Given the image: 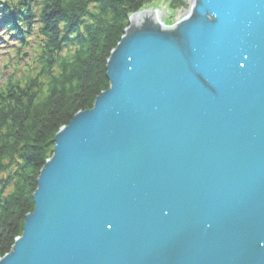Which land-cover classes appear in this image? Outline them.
<instances>
[{
    "label": "water",
    "instance_id": "1",
    "mask_svg": "<svg viewBox=\"0 0 264 264\" xmlns=\"http://www.w3.org/2000/svg\"><path fill=\"white\" fill-rule=\"evenodd\" d=\"M152 7L0 264H264V0H191L170 26Z\"/></svg>",
    "mask_w": 264,
    "mask_h": 264
},
{
    "label": "trees",
    "instance_id": "2",
    "mask_svg": "<svg viewBox=\"0 0 264 264\" xmlns=\"http://www.w3.org/2000/svg\"><path fill=\"white\" fill-rule=\"evenodd\" d=\"M161 3L168 25L188 8L187 0H0V58L10 67L0 79V259L34 210L56 134L108 89L107 61L130 16Z\"/></svg>",
    "mask_w": 264,
    "mask_h": 264
},
{
    "label": "rangeland",
    "instance_id": "3",
    "mask_svg": "<svg viewBox=\"0 0 264 264\" xmlns=\"http://www.w3.org/2000/svg\"><path fill=\"white\" fill-rule=\"evenodd\" d=\"M190 1H191V0H187L188 8H186V9L180 11L179 14L176 16L175 21H178L182 16H185V15L187 14V12H188V10H189ZM154 5H156V6H155V7H152V5H149V6H147L144 10L150 9L151 7H152V9H153V8H158V9L160 10V9H162V7L165 6L164 3H163V5H162V7H160L161 4H154ZM154 5H153V6H154ZM5 39H6V38H5ZM3 53H4V52H3ZM5 59H6L5 57H4V58H0V79L2 78V76H4L3 73L1 72V69H2L3 67H7V70H9V68H10L7 64H5ZM0 81H1V80H0Z\"/></svg>",
    "mask_w": 264,
    "mask_h": 264
},
{
    "label": "bare ground",
    "instance_id": "4",
    "mask_svg": "<svg viewBox=\"0 0 264 264\" xmlns=\"http://www.w3.org/2000/svg\"><path fill=\"white\" fill-rule=\"evenodd\" d=\"M153 9H156V8H153ZM167 16H168V14H166ZM183 17V16H182ZM165 24H166V19H165ZM167 26H170V25H168V24H166Z\"/></svg>",
    "mask_w": 264,
    "mask_h": 264
}]
</instances>
